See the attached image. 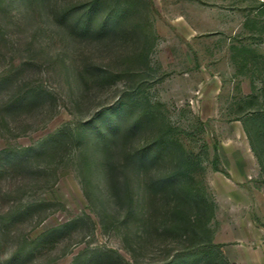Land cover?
Segmentation results:
<instances>
[{"label": "rangeland", "instance_id": "obj_1", "mask_svg": "<svg viewBox=\"0 0 264 264\" xmlns=\"http://www.w3.org/2000/svg\"><path fill=\"white\" fill-rule=\"evenodd\" d=\"M91 1L0 0V264H165L190 248L178 211L229 264H264V139L242 124L262 0H102L67 29Z\"/></svg>", "mask_w": 264, "mask_h": 264}, {"label": "trees", "instance_id": "obj_2", "mask_svg": "<svg viewBox=\"0 0 264 264\" xmlns=\"http://www.w3.org/2000/svg\"><path fill=\"white\" fill-rule=\"evenodd\" d=\"M45 2H50V0H44ZM102 0H93L87 5V9H84L82 11V5L80 4H69L66 5L65 9H62L61 11V21L64 25H67L66 28L70 30H85L87 32H90L93 30L92 24L96 21L99 10L101 9V6L105 3L107 4L108 1L105 3L101 2ZM137 0H125L126 8L133 11L135 9ZM258 14L264 16V0L259 2V5L257 7ZM112 12H109L107 14L106 19L111 20L112 18ZM264 22V21H263ZM249 23V19H246L245 25ZM264 28V25H262ZM102 30H107L104 27H100ZM111 30H115L114 27L110 28ZM116 31V30H115ZM102 32V31H101ZM246 47L231 44L230 50H231V58L233 62H237V58L241 57L243 53H245ZM264 60V56H262ZM254 104H257V107L252 110V112H248L243 120V128L246 132V135L248 136V139H250V142L253 144L252 136L257 138L258 140L264 139V83L262 85V88L260 89V100L258 99V95H250L244 100V107H252ZM125 130V126L121 125L119 126L113 135V138L116 139L118 136L122 135ZM252 130V133H251ZM128 158H130L134 163L142 164L144 166L148 165L151 160L148 158V154L145 153L144 150H139L134 153L128 154ZM194 156L190 154V156H186L185 158L181 159L176 165H175V172L170 176V178L166 177L163 179L162 184L160 185L163 190L168 187H162L167 186L165 184H169L173 179L172 182H174V179L178 177L180 179L181 177H185L187 174H189L192 169L195 167V161ZM259 159V157H258ZM150 160V161H149ZM191 179L190 177H188ZM109 180V179H108ZM170 186V185H169ZM169 189V188H168ZM170 190V189H169ZM174 213V212H173ZM180 212H175L173 217L177 220L181 219L185 222L187 221L188 228L183 229L185 236L190 239V248H188V251L181 252L178 255L174 257V260L165 263V264H175L178 261L186 262L184 264H189L191 261H196L197 264H229V262L222 256L220 252L219 245H215L210 243L208 240L200 241L197 240L196 237L198 234L203 232L207 233V230L205 228H202L201 232L197 230L196 226L193 225L190 222V218L183 215L179 216ZM192 242H200L196 245H193Z\"/></svg>", "mask_w": 264, "mask_h": 264}]
</instances>
